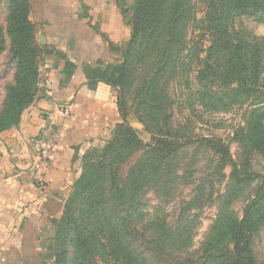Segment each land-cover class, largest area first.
I'll return each mask as SVG.
<instances>
[{"label":"rangeland","instance_id":"rangeland-1","mask_svg":"<svg viewBox=\"0 0 264 264\" xmlns=\"http://www.w3.org/2000/svg\"><path fill=\"white\" fill-rule=\"evenodd\" d=\"M29 2L28 18L33 25L37 47L38 84L33 103L38 99L48 98L50 92L62 91L76 71H82L86 77L85 71L88 69L99 70V75L105 73L116 84L124 87L123 109L126 122L143 142H150L153 135L163 134L166 129L181 140L204 137L220 139L230 149L236 162L246 166V172L253 171L264 175V153L254 151L248 139L252 136V140H258L264 136L261 128L254 127L255 121L251 118L253 110L261 106V101L257 97L241 98L234 93L232 86L219 80L222 77L217 62L208 63L212 69H216L215 71L211 72L207 68L204 60L207 58L211 41L205 39L208 34L206 3L203 6L199 0L196 1L193 13H197V23L189 29L187 48L181 52L180 58L173 62V100L168 101V108L163 110L157 105L158 99H153L157 86L150 84L146 87L147 83L144 82L158 67L156 57L149 56L144 62L139 80L135 81L133 86L123 74L124 55L132 36L135 11L141 0ZM8 7L9 0H0V116L8 88L15 84L16 73V63L11 51L12 41L6 34ZM254 12L256 11H248L244 15L237 14L229 28L243 40L263 46L264 24L260 21V14ZM218 54L213 52L216 57ZM224 54L220 53V56ZM59 66L63 68L60 72L65 81L60 84L50 83V76L57 74ZM263 72L264 66L262 79ZM115 90L118 92L116 88ZM143 102L147 105H143ZM155 106H158L157 110L152 109ZM164 114L170 118L164 120ZM122 122L121 119L116 125ZM116 125L112 126L105 137L91 143L90 147L77 157L80 170L67 198L61 204L63 211L77 187L76 182L85 170V165L95 164V156H101L106 149L110 150L116 146L121 149L119 161H136L144 156L142 152L133 150L136 148L129 144L125 129L115 132ZM133 163L131 162V166ZM129 167L130 163L127 165V168ZM158 181H161L159 186L154 188L143 185L136 199V206L140 209L138 221H127L123 226V233L118 235L125 238L127 230L134 226L140 235L155 236L156 233L160 234L159 226L164 225L169 229L168 233H163L168 235L167 242L176 247L185 245L187 254H184L195 259H200L204 253L207 254L209 247H214L217 251L225 249L226 246L232 248V235L227 222L231 218L242 217L244 206L261 186L259 180L238 184L231 175L226 159L197 146L184 148L174 155L164 174L159 175ZM119 205L120 203H117V208L122 210ZM126 205L130 208L128 201ZM62 216L63 214L54 222H59ZM122 216L126 219L127 214ZM253 219L247 240L258 263L264 264V208H260L258 215ZM55 235V223L49 232L45 228L43 234L35 235L38 239L34 246L41 257L26 260L21 254L25 244L19 242L16 245L19 255L14 256L15 258H5L6 263L0 264H55ZM11 259H15V262H9Z\"/></svg>","mask_w":264,"mask_h":264},{"label":"trees","instance_id":"trees-1","mask_svg":"<svg viewBox=\"0 0 264 264\" xmlns=\"http://www.w3.org/2000/svg\"><path fill=\"white\" fill-rule=\"evenodd\" d=\"M196 1L141 0L135 11L132 36L124 55L123 74L133 86L139 80L144 62L149 56L156 57L158 67L144 82L147 83L146 87L150 84L157 86L153 99H158L157 105L163 110L168 108L167 102L173 100V62L187 48L189 29L197 23V13H193ZM199 1L203 6L207 4L208 29H205L208 34L205 39L211 41L204 62L211 72L216 69H212L208 63L217 62L222 77L219 80L232 86L235 94L241 98L257 97L261 101V106L253 110L251 118L255 121L254 127L261 128L264 134V44L243 40L229 28L237 14L244 15L248 11L260 14V21L264 24V0ZM29 11V0H9L6 34L12 41L16 73L15 84L8 88L0 116V134L19 126L23 112L37 94V47L33 25L28 18ZM213 52L219 53L217 57ZM220 53L225 54L220 56ZM85 72L89 84L100 83L118 90L117 108L123 122L115 126V132L125 129L128 143L144 156L135 162L119 161L121 149L116 146L106 149L101 156H95V164L85 165V170L75 183L76 189L65 204L61 220L55 222V264H259L247 236L250 235L253 218L260 208H264V175L246 172V166L236 162L230 149L220 139L204 137L181 140L166 129L163 134L153 135L150 142H143L126 122L124 87L105 73L99 75V70L88 69ZM142 104L147 105L145 102ZM158 106L152 109L157 110ZM169 118L164 114V120ZM248 139L254 151L264 153V136L258 140H252V136ZM192 146L206 148L226 159L231 175L238 184L255 180L261 182L260 189L244 206L242 217L231 218L227 222L232 235V248L226 246L217 251L209 247L207 254L204 253L200 259L186 256L185 245L176 247L167 242L168 235L163 233H168L169 229L164 225L159 226L160 234L156 233L155 236L140 235L134 226L127 230L125 238L118 235L123 233L127 221L137 223L140 209L136 206V199L143 187L159 186L161 181H158V177L164 174L173 156ZM131 162H134L132 166ZM127 201L130 208L126 205ZM117 203H120L118 207L122 210L117 208ZM125 213L126 219L122 216Z\"/></svg>","mask_w":264,"mask_h":264},{"label":"crops","instance_id":"crops-1","mask_svg":"<svg viewBox=\"0 0 264 264\" xmlns=\"http://www.w3.org/2000/svg\"><path fill=\"white\" fill-rule=\"evenodd\" d=\"M61 70L59 66L50 76V83L65 81ZM62 89L38 99L25 110L17 129L0 135V263L19 255V242L25 244L21 254L26 260L41 257L35 235L45 228L49 232L63 214L61 204L80 170L77 157L121 121L114 88L91 85L76 71ZM45 134L54 147L48 158L39 160L30 141Z\"/></svg>","mask_w":264,"mask_h":264},{"label":"built area","instance_id":"built-area-1","mask_svg":"<svg viewBox=\"0 0 264 264\" xmlns=\"http://www.w3.org/2000/svg\"><path fill=\"white\" fill-rule=\"evenodd\" d=\"M30 143L34 146V148L37 151V158L39 160L46 159L50 156L53 147H54V141L53 138L50 137V135L45 134L41 137L32 139ZM35 168L38 167V164L34 166ZM36 170V169H35ZM35 172H33L32 175H34Z\"/></svg>","mask_w":264,"mask_h":264}]
</instances>
